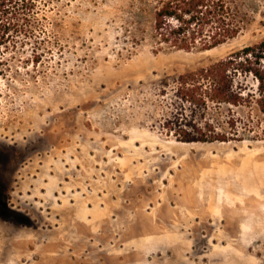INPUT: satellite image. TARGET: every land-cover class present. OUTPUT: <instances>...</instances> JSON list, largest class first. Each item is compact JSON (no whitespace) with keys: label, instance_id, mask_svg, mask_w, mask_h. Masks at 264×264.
I'll list each match as a JSON object with an SVG mask.
<instances>
[{"label":"rangeland","instance_id":"rangeland-1","mask_svg":"<svg viewBox=\"0 0 264 264\" xmlns=\"http://www.w3.org/2000/svg\"><path fill=\"white\" fill-rule=\"evenodd\" d=\"M227 1L241 33L181 52L154 47L159 0H32L39 29L0 76V264H264L262 132L163 128L165 82L264 38V0Z\"/></svg>","mask_w":264,"mask_h":264},{"label":"trees","instance_id":"trees-1","mask_svg":"<svg viewBox=\"0 0 264 264\" xmlns=\"http://www.w3.org/2000/svg\"><path fill=\"white\" fill-rule=\"evenodd\" d=\"M36 15L32 0H0V76L9 69L8 58L28 44L19 38H31L39 29ZM245 25L240 10L227 0H159L152 37L156 50L207 51L236 38ZM36 49L33 61L49 51ZM168 81L164 90L171 92V111L163 128L177 142L241 140L240 130L264 135L257 127L264 118V38ZM222 110L223 120L207 118Z\"/></svg>","mask_w":264,"mask_h":264},{"label":"crops","instance_id":"crops-1","mask_svg":"<svg viewBox=\"0 0 264 264\" xmlns=\"http://www.w3.org/2000/svg\"><path fill=\"white\" fill-rule=\"evenodd\" d=\"M80 208H81L82 211H84L86 207H84V204H83L82 202H81V204H80V201H78V202L76 203V205H73V206H72L71 209H72L73 211H77L78 209L80 210Z\"/></svg>","mask_w":264,"mask_h":264}]
</instances>
